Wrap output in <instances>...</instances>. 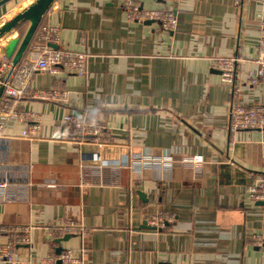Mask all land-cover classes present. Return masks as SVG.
I'll return each instance as SVG.
<instances>
[{
	"label": "crops",
	"instance_id": "0c3cea01",
	"mask_svg": "<svg viewBox=\"0 0 264 264\" xmlns=\"http://www.w3.org/2000/svg\"><path fill=\"white\" fill-rule=\"evenodd\" d=\"M31 1L0 0V27ZM138 1L172 11L178 27L131 22L121 0H57L41 23L60 29L58 47L88 60L83 77L33 75L34 89L68 93L65 102L23 101L40 115L36 134L25 136L30 125L18 120L3 129L0 181L13 188L0 191V224L34 226L17 264H46L60 248L82 264H264L251 244L264 236V208L247 198L249 178L264 176V131H228L233 103L264 104V81L246 80L259 74L264 0ZM211 57L238 60L232 84ZM34 59L29 50L22 61ZM82 112L107 128L106 172L97 146L71 139L65 117ZM162 210L169 229L147 225ZM66 223L87 233L54 239L49 230Z\"/></svg>",
	"mask_w": 264,
	"mask_h": 264
},
{
	"label": "built area",
	"instance_id": "2783aa9c",
	"mask_svg": "<svg viewBox=\"0 0 264 264\" xmlns=\"http://www.w3.org/2000/svg\"><path fill=\"white\" fill-rule=\"evenodd\" d=\"M171 3L178 0H167ZM120 5L125 10L131 22L159 23L165 30L174 31L177 26V18L172 11L161 9L142 8L138 0H121ZM36 41L30 50L34 53V60L21 62L17 67H13L11 60L6 57L3 48H0V88H4L0 98V140L4 138L3 129L5 125H11L14 121L28 123L29 129L24 133L25 136H32L37 133L41 122L40 115L33 112L22 110V103L26 99H39L49 102H65L68 93L59 89H34L32 87L33 75L36 72H45L53 76L63 74L65 76L75 75L83 77L86 75L88 55L63 50L58 47L60 43V29L56 26L45 24L40 26L36 35ZM1 45V42H0ZM258 49L260 52L257 63L259 74L254 76L248 73L246 80L252 85L264 81V22L261 25ZM238 60L229 57H211L210 65L219 71L226 84H232L235 78L236 65ZM236 96V94H235ZM65 123L72 134L71 139L97 146L99 149L97 162L101 165V173L106 172L108 167L103 166L108 162L109 157L103 153L102 146L108 142L109 133L106 126L98 121L92 120L88 112L78 115H67ZM245 130L264 131V104L244 105L239 102L233 103L229 112L228 131L231 139H235L237 134ZM93 155V154H92ZM117 159L121 165L119 154ZM193 163L201 161L199 156L192 157ZM136 161H140L138 157ZM124 165V164H122ZM121 165V166H122ZM247 185V198L253 203H264V176L249 178ZM13 188V181L6 178L0 181V191ZM1 195V194H0ZM258 206V205H257ZM263 209L262 206H259ZM167 212V211H166ZM164 210L155 213L147 218V225L157 230L169 229L173 223V217ZM32 225H7L0 224V237H4L5 242L0 244V261L7 264H17L16 255L18 248L29 244ZM50 233L54 239H59L64 235H83L87 233L71 223H66L62 227L51 228ZM251 244L264 253V236L256 234L251 238ZM62 261L63 264H82L80 259L73 256L70 251L62 252L60 255L50 253L46 258V264H56Z\"/></svg>",
	"mask_w": 264,
	"mask_h": 264
},
{
	"label": "water",
	"instance_id": "95a60500",
	"mask_svg": "<svg viewBox=\"0 0 264 264\" xmlns=\"http://www.w3.org/2000/svg\"><path fill=\"white\" fill-rule=\"evenodd\" d=\"M57 0H33L30 3L24 4L20 12L12 19L0 27V42L2 39L16 33L22 26L29 24V27L24 36L10 39L3 48V52L8 59L11 60L12 66L17 67L23 60L25 54L30 50L31 43L41 26V23L50 10L51 6ZM143 8V6H142ZM4 88H0V98L3 94ZM118 162V161H113ZM139 197L146 202L145 195L141 192L138 193ZM256 205L264 208V203L259 202ZM68 238L64 239L67 240ZM62 240V239H61ZM63 251L62 248L56 251L60 255ZM56 264H63L62 261H57Z\"/></svg>",
	"mask_w": 264,
	"mask_h": 264
}]
</instances>
